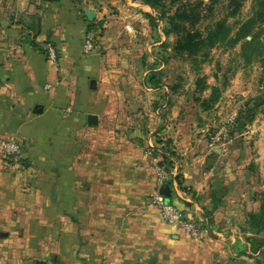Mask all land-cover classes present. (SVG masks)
Wrapping results in <instances>:
<instances>
[{"label": "crops", "instance_id": "crops-1", "mask_svg": "<svg viewBox=\"0 0 264 264\" xmlns=\"http://www.w3.org/2000/svg\"><path fill=\"white\" fill-rule=\"evenodd\" d=\"M121 1L112 0L110 13L93 8L96 0H0V141L22 146L17 158L0 153V264H35L31 237L40 233L65 259L60 264H101V258L133 264L152 250L177 264H243L225 260L221 226L237 221L250 200L241 176L252 163L246 167L240 147L225 154L210 148L198 120L178 119L179 105L168 98L157 105L153 96L162 93L144 80L159 68L145 69L138 53L154 9ZM83 8L101 26L98 50L88 55L82 44L92 22ZM48 45L56 64L47 58ZM146 138V149L151 144L155 160L171 172L170 201L199 223V238L146 208L157 190ZM257 146L252 162L259 176L264 138ZM229 238L241 247L240 237Z\"/></svg>", "mask_w": 264, "mask_h": 264}, {"label": "rangeland", "instance_id": "rangeland-1", "mask_svg": "<svg viewBox=\"0 0 264 264\" xmlns=\"http://www.w3.org/2000/svg\"><path fill=\"white\" fill-rule=\"evenodd\" d=\"M80 1L89 4L91 0ZM96 1L95 4L91 3V6L97 11L101 12L105 8L110 13L115 12L116 8L113 6L112 0ZM229 2L230 0H220L211 9L207 7L208 0H166L163 4L166 15L185 11L192 18L197 17V21L193 26L188 22H185L184 25L188 29L200 32L203 36L213 29L217 22H224V25L229 28V34L224 43L217 44L211 49H204L193 57H187L186 54L175 56L172 45L175 43L177 35L173 33L168 37L164 36L162 29L165 22L158 19V11L152 10L156 26L152 27L149 23L151 32L147 34V38L145 39V35L140 36L141 41L139 42H142V47L140 46L138 53L145 63V69L148 67L159 68L160 86L158 92L162 94L153 96V98H156L155 102L158 106L164 104L167 98L174 105H179L178 119H185L190 116V119L195 118L198 120L197 125L203 130L200 134L204 135L208 145L212 138L221 137L219 135L221 127H228L227 139L224 141L221 139L219 144H216L212 149L217 148L221 154H225L228 153L231 147H240L246 167H249L252 163L250 170L245 169L247 175L241 176L244 184H248L245 189H248L250 200L246 201L245 198L242 211L237 213V221L221 226V228H226L222 231L224 232L225 244L222 245L221 251L226 253L227 259L225 260L228 262L243 258V264H264V246L258 248V255H252L253 250L251 249L249 252L247 249L251 243H254L255 246L257 244L264 245V231L258 234L254 233L250 230L248 223V215L251 213L261 212L264 220V170L259 172V169H257L259 176L255 175V164L252 162V158L261 150L257 144L260 139L264 138V105L257 109L253 122L247 124L244 130L241 132L234 131L235 119L239 115H245L246 110L254 105L255 98H264V24L257 23L253 29V32L260 31L259 41L262 42L263 47H260L259 51L262 52V55L254 54L247 60L242 55L241 44L243 40L237 43H233L232 40L235 38L241 24L253 15L255 0H238L239 7L232 16L229 13L233 6H230ZM120 3H123V1L120 0ZM92 23L93 25L87 31L82 44V51L85 55L95 53L98 50V37L101 33V26L96 24L95 21ZM159 32H162V34L159 35ZM148 37L150 38L148 39ZM160 37L168 46L165 48L160 45L151 47L155 43V39L158 42L160 41ZM88 38L91 39L93 47L91 50L85 51L83 46ZM245 40H250V36H247ZM202 53H207L206 60H203ZM57 60V53L55 52V62L51 63L56 64ZM137 82L139 83V79H137ZM213 87L214 91L212 90ZM171 88L175 90L173 91ZM164 93L167 94L163 95ZM210 97L216 98V100H210L208 102L209 109L203 110L200 107L201 101H208ZM187 104L191 105V110L188 112L183 108ZM147 110H150V107ZM257 123L259 126H257ZM149 141L143 145L146 155H148L146 145ZM152 154L148 156L151 157L154 163L156 155L154 151ZM245 170L243 172H246ZM244 195H246V191ZM148 197L150 198V196ZM149 198L146 208L154 210L149 204ZM230 236L240 237L236 240L241 244V247L238 246L235 249L229 238ZM52 244L47 236L45 239L43 238L42 233L38 234L37 238L31 237V252L34 253L31 254L33 255L31 258L38 261L44 260L46 264H60L62 260L65 261L63 257L59 256V250L50 249ZM150 252L153 254V250ZM152 254L144 257L140 262H137V260L131 262L133 264H149L150 258L154 256L153 264H177L173 257L167 254L158 253L156 256ZM106 259L101 258L99 262L105 264ZM123 260V257H119L117 262L122 263Z\"/></svg>", "mask_w": 264, "mask_h": 264}, {"label": "trees", "instance_id": "trees-1", "mask_svg": "<svg viewBox=\"0 0 264 264\" xmlns=\"http://www.w3.org/2000/svg\"><path fill=\"white\" fill-rule=\"evenodd\" d=\"M142 4L149 6L151 9H154L159 12L158 19L165 22V26L162 29L164 36H169L173 33L177 35V39L175 43L172 45L173 52L175 56H180L186 54L187 57L196 56L204 49H211L217 44L224 43L227 40V36L229 34V28L224 25V22H217L214 25V28L209 30L205 36H203L198 31H193L192 29H188L184 24L188 22L191 26H193L196 21L197 17L192 18L190 14L186 13L185 11L182 12H175L172 15H166L164 12V2L166 0H140ZM220 0H208V9H211L214 5H216ZM230 6H233V9L229 13L231 16L235 14L237 8L239 7L238 0H230ZM146 17L149 20V23L152 27H155V19L147 14ZM257 23L264 24V0H255L254 4V11L253 15L241 26L238 28L235 38L232 40L233 43H237L240 40L242 41L241 50L242 55L249 60L254 54L262 55V52L259 51L260 47L262 46V42L259 41L260 31L253 32L254 26ZM92 23L89 24L88 29H91ZM247 36H250V40H245ZM162 48L167 47V43L162 42L160 44ZM204 56L203 60H206L207 53H202ZM166 62V60H164ZM160 74L159 71H150L145 80L144 84L152 87L158 88L160 86V79L158 75ZM171 90H175L171 88ZM214 91V87L212 88ZM213 97V96H212ZM208 101H201L200 107L203 110L209 109L208 102L210 100H216V98H212ZM198 101V100H197ZM264 105V98H255V103L251 106L250 109H247L245 115H239L235 119V126L234 131L241 132L245 129L247 124L253 122L256 111L259 107ZM233 132V131H232ZM16 141V140H15ZM20 144V143H19ZM166 159V157H164ZM248 223L249 228L254 233H260L264 231V220L262 218V213H251L248 215ZM264 245H256L252 243L251 248L253 251L262 247Z\"/></svg>", "mask_w": 264, "mask_h": 264}, {"label": "built area", "instance_id": "built-area-1", "mask_svg": "<svg viewBox=\"0 0 264 264\" xmlns=\"http://www.w3.org/2000/svg\"><path fill=\"white\" fill-rule=\"evenodd\" d=\"M91 39L88 38L84 43V50L89 51L92 49ZM47 57L50 62H55V52L51 45L47 46ZM221 137L212 138L209 142V147L213 148L216 144H219L220 140L223 141L228 137V127H221L219 131ZM21 145L14 139H4L0 141V153L5 157L17 158L21 154ZM154 147L149 144L147 148V154L152 155ZM153 171L155 176V185L157 190L150 195V206L159 213L161 219L168 225L178 228L183 235L189 238L197 239L201 234V226L199 223L188 221L182 211L171 201L169 204L165 203L164 196L159 194V189L171 180V172L168 166L162 162L155 160L153 165Z\"/></svg>", "mask_w": 264, "mask_h": 264}, {"label": "water", "instance_id": "water-1", "mask_svg": "<svg viewBox=\"0 0 264 264\" xmlns=\"http://www.w3.org/2000/svg\"><path fill=\"white\" fill-rule=\"evenodd\" d=\"M83 12H84V15L86 17V19L89 21V22H93L94 19H95V14L94 12L90 11V10H87L85 8H83ZM90 85H95L94 81H91L90 82ZM34 113H39L37 111H34ZM87 121L89 124L91 123H94L96 121V117L95 116H88L87 117ZM159 194L164 196L165 198V203L166 204H169L170 203V188L168 186V184H164L160 190H159ZM5 236L3 233H0V238ZM154 262V258L151 259L150 263L152 264ZM35 264H45L44 261H36Z\"/></svg>", "mask_w": 264, "mask_h": 264}]
</instances>
